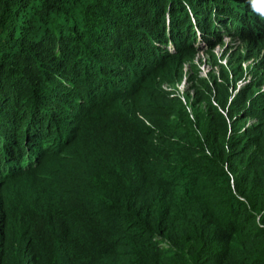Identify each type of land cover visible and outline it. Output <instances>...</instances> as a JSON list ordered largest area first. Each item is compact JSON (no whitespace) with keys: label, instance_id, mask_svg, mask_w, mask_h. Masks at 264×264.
Instances as JSON below:
<instances>
[{"label":"trees","instance_id":"16d2710c","mask_svg":"<svg viewBox=\"0 0 264 264\" xmlns=\"http://www.w3.org/2000/svg\"><path fill=\"white\" fill-rule=\"evenodd\" d=\"M244 1L0 0V176L19 177L0 183V220L9 191H40L38 169L22 166L44 142L58 163L73 165L58 172L55 208L31 223L16 215L0 224V264H264V91L251 82L231 93L242 61L253 59L264 79V0ZM223 22L233 27L227 42L217 32ZM197 33L215 40L200 47ZM217 44L235 63L231 77ZM198 50L221 75L193 76L185 104L161 85L179 81L167 77L185 62L196 67ZM77 73L89 80L86 104L67 95L63 79L81 85ZM115 91L129 96L114 111ZM98 102L107 136L118 122L125 132L115 149L98 140L69 157L76 133L67 117L94 138L99 126L86 123Z\"/></svg>","mask_w":264,"mask_h":264},{"label":"rangeland","instance_id":"374dc122","mask_svg":"<svg viewBox=\"0 0 264 264\" xmlns=\"http://www.w3.org/2000/svg\"><path fill=\"white\" fill-rule=\"evenodd\" d=\"M258 5L259 2L255 1ZM164 22L167 24V27L165 29V34L167 33L168 30V25H169V21H170V16H169V11L166 10L164 13ZM242 26H238L237 29H241ZM226 30H219L217 32L224 34ZM222 40L224 42H227V38L224 36L222 37ZM204 44V42L201 40L199 42V45L202 46ZM220 47H216L215 48V52H219L220 51ZM217 60V59H216ZM193 62L196 64V67H192L191 65H189L187 62H185L183 64V67L180 66L179 70H178V74H176L175 72L171 75L168 76L167 79L168 80H176L180 77L179 83H174L173 85L170 83H165L162 86V88L164 89H172L174 91V95L176 96H180V97H184L185 99H181L184 103H188L190 104V102H192V95H193V91L191 89V87H196L197 86V81H195L193 79V76L197 75V76H203V77H209V73L210 71L216 72V74L218 76L221 75V73L218 71L219 68L221 69V65L220 63H213L211 60L208 59V55L207 53H205L203 50H198L196 52V54L194 55L193 58ZM223 63L226 64L225 68L227 69V71L231 74L230 77L232 76V74H234V70H236L235 68V63L229 60V56H226L225 59L222 61ZM245 67L244 70L241 72V74L238 77V80L236 81V86L235 88L231 87V92L233 94L237 93V90L241 87H243L244 85L250 84L251 82H254V89L255 92H260L262 90H264V79L262 80L260 77L263 73V69L261 68H257L255 61H251L250 63L245 62L244 63ZM66 82H69V79L65 78L63 79ZM113 97L111 100H109L111 103L115 104V105H124L121 101L122 97H128L129 93H127L126 95H121L119 93H117L116 91L113 93ZM117 95V96H115ZM60 98V96L58 97ZM68 101V102H67ZM64 102L66 103H70L69 100L65 99ZM60 103V102H58ZM99 102L94 105L90 110L87 105L84 107V110L87 112L89 110V112L95 107L97 106L96 109V117L95 120L91 119L89 121V123H86V125H90L93 124V128L95 127V125L100 126L99 127V134H97L94 138L91 137H82L79 135L78 137L75 139L74 143L72 144V146L70 148H73L71 150V154L69 155V157H72L74 159H78L80 158L83 153L85 152L86 148L89 146H93L92 144L97 142L98 140L100 141V144L98 147H100L102 144L104 145V148H108L111 150V147L113 149H115V139L112 138L111 136L108 137V133L111 129V127L105 126L108 121L106 120V108L105 107H101L98 106ZM189 107V105H187V108ZM64 109H70L71 111L76 112V110H79L78 108L75 107V109L72 110V107H65ZM189 110L191 111V109L189 108ZM88 112V113H89ZM63 114H67V113H63ZM90 115L92 114L91 112L89 113ZM251 120L247 119L246 122L244 123L245 125H248V123H250ZM147 125H149L148 122H145ZM121 126V123H117V127H113L114 130H117L116 133V139L118 138L119 134L122 132H125ZM74 129H77L78 126H73ZM60 129H62V127H59V131ZM83 128L82 124H80V128L79 130L81 131ZM150 129L153 130L152 126L150 125ZM156 129H158V127H156ZM92 130V129H90ZM88 131V130H87ZM107 138L108 141H107ZM111 142V147L109 145L108 142ZM47 143L46 144V148L45 150L40 151V155H38V157L35 159V164L32 165L33 168H37L39 171V175L42 178V181H45V185L40 186V190L42 191H38L37 192V201L36 203H33V201L31 200V190L27 187H17L15 189V191H9V196H10V203L8 204L10 207V213L12 212H19L22 209L25 210H29L32 205H36L37 207L41 208L44 206L45 202L47 200L50 199V195L49 196H45V194L48 193H52L53 191L56 190V185H57V175L56 172L57 170L61 167V164L64 163H58L56 161L55 158H58L57 156H53L51 154H49L48 152L51 151L49 150L47 153H45V151H47L49 148V146L51 145L50 142H44ZM43 143V144H44ZM62 144L60 145L61 148ZM94 147V146H93ZM67 153V152H66ZM78 155V158H77ZM62 157V156H61ZM48 160V161H47ZM19 177H14L13 179H18ZM17 197L18 198V203L15 204L13 203V198Z\"/></svg>","mask_w":264,"mask_h":264},{"label":"clouds","instance_id":"9594fccd","mask_svg":"<svg viewBox=\"0 0 264 264\" xmlns=\"http://www.w3.org/2000/svg\"><path fill=\"white\" fill-rule=\"evenodd\" d=\"M255 1H258L259 3H260V1L261 0H245L244 1V4H247V3H252V2H255ZM259 12H260V14H261V10L259 9ZM262 20L264 21V15H262ZM222 27L227 31V30H233V27H231V25L228 23V22H223L222 23ZM218 34L221 36V37H224V34H221V33H219L218 32ZM226 37V36H225ZM227 38V40H228V37H226ZM210 40L209 41H206V40H203V38H200L199 36H198V33H197V40H196V42H197V45L198 46H200L199 45V42L202 40L203 42H204V44L202 45V46H200V47H204V48H206V47H208V46H210L209 44H210V41H213V40H215V37L214 36H211L210 38H209ZM170 44V42H168L167 44H166V49H167V51L169 52V53H171V52H173V50L174 49H172V50H169L168 49V45ZM216 47H220V44H217V45H215L214 47H213V51L215 50V48ZM221 48V47H220ZM221 50V49H220ZM215 52V51H214ZM220 52V51H219ZM219 52H215L216 54V56H217V60H218V62H220V63H223L222 61L225 59V57H221V53H219ZM251 61H253V59H249V60H246V61H242L241 62V65H242V67H243V69H244V67H245V65H244V63L245 62H248V63H250ZM224 65H226L225 63H223ZM80 78V80H81V82L83 83V84H81V85H78V84H76V86H72V81H70L69 80V82H66V84H67V86L69 87V91H68V94L67 95H72L73 96V101L71 102V104H81V103H84V104H86V102H91L92 101V96L93 95H86L85 93H83V90H84V88H85V86L89 83V80H83V76L81 75V73H77V76H76V78ZM179 82H181V81H177V82H175V83H179ZM165 90H169V89H165ZM262 91H264V90H262ZM261 92V91H260ZM107 93V92H106ZM105 93V94H106ZM232 93V92H231ZM256 93H259V92H256ZM104 94V95H105ZM103 95V96H104ZM173 95V94H172ZM171 95V96H172ZM234 94L232 93V96H233ZM180 97V96H179ZM100 98V97H99ZM180 99H184V97L182 98V97H180ZM57 101L58 102H60L61 103V99L59 98V99H57ZM186 104V103H185ZM68 105L69 106H71L69 103H68ZM116 106H118V107H114V111L115 110H120L119 109V107H123L124 105H116ZM67 111H70V109H64V113H67ZM107 116V115H106ZM68 119H70V120H72L73 122L72 123H69V124H66V126L65 127H67V129L68 130H70L72 133H76V136H69V138L68 139H75V138H77L78 137V135H79V130L78 129H74L73 128V126H77L78 125V122H79V119L78 118H76V117H73V116H68L67 117ZM120 123V122H119ZM247 126V125H246ZM100 127V126H99ZM110 131H111V129H110ZM116 133H117V130H114L112 133H111V137L112 138H114V139H116ZM82 137H87V135H86V133L84 132L82 135H81ZM111 152V151H110ZM45 153H46V151H45ZM21 160V162H23L22 160V154L20 155V158L17 160L16 159V162L18 163V161H20ZM1 163V162H0ZM2 163H4V161L2 162ZM64 163H65V165H64ZM63 164H61V167L57 170V172H56V175H57V185H56V190L55 191H53L52 193H48V194H45V196H49L50 195V199L49 200H47L48 201V203L46 204V205H44L43 207H41V208H39V207H37L35 204L34 205H32V207L29 209V210H25V209H22V210H20L19 212H15V214H13V215H11V213H9V214H7L6 215V217L3 219V220H0V224H2L3 222H6V221H10L11 220V217H13V216H16V215H25L26 216V219L29 221V223H31V222H33V219L34 218H36V216H38V215H43L45 212H47V211H50V210H52L53 208H55L58 204L56 203V201H55V197H54V194L55 193H57V192H59V189L62 187V180H61V177L59 176V171L60 172H63V171H65L66 169H68V168H70V167H73V165H72V163L70 162V161H68V160H66L65 162H64ZM35 164V161H29V162H27V163H25L22 167H23V169H25V170H27L28 168H30V167H32V165H34ZM17 171L18 170H16V171H14V172H10V173H7V174H4V175H2V176H0V183L1 182H3V180L4 179H6V178H14V177H16V174H17ZM70 171V170H69ZM43 185H45V181H43ZM31 190V200L33 201V203H36V201H37V192H36V190H34V189H30ZM41 191V190H40ZM42 192V191H41ZM13 203H15V204H17L18 203V198L17 197H14L13 198ZM31 225V224H30Z\"/></svg>","mask_w":264,"mask_h":264},{"label":"bare ground","instance_id":"6f19581e","mask_svg":"<svg viewBox=\"0 0 264 264\" xmlns=\"http://www.w3.org/2000/svg\"><path fill=\"white\" fill-rule=\"evenodd\" d=\"M170 50V48H168ZM4 175V174H3Z\"/></svg>","mask_w":264,"mask_h":264}]
</instances>
